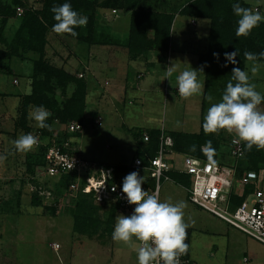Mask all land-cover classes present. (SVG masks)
I'll list each match as a JSON object with an SVG mask.
<instances>
[{
	"label": "rangeland",
	"instance_id": "obj_1",
	"mask_svg": "<svg viewBox=\"0 0 264 264\" xmlns=\"http://www.w3.org/2000/svg\"><path fill=\"white\" fill-rule=\"evenodd\" d=\"M18 1L23 2L27 9H40L43 5V0ZM105 1L98 0L100 5ZM139 1L141 9L161 11L164 10L162 6L169 2L171 9L176 11L175 8L190 0ZM14 2L0 0V11L7 5L13 6ZM252 2V6L254 3L260 5L264 13V0ZM97 12L93 34L96 45L53 31H49L46 37V60L87 83L83 130L69 136L73 151L96 163L97 168L106 169L111 166L109 164L132 165L130 162L136 157L139 138L144 133L154 130L165 131L163 135L172 131L200 133L204 115L212 103L221 100L228 81L217 77L209 92L203 90L200 95L183 99L176 93V76L168 78L164 68L162 76L156 77V82L161 84V92L147 93L139 75L145 73L149 77L147 73L152 71L149 60L160 59L164 52L148 51L133 60L121 45L129 33L131 12L120 8L116 11L98 8ZM20 18L17 14L16 18L9 20L3 31L8 43L14 38ZM82 27L80 32L85 36V26ZM190 29L194 31V27ZM205 37L207 41L208 36ZM7 55V48L0 44V155L7 157L0 161V264H138L133 249L112 240L108 207L97 206V209L90 202L97 209L95 217H99V228H93L86 234L73 231L72 214L78 194L72 196L67 188H60L58 177L41 176L39 146L42 147L44 142L40 138L42 129L36 122L29 118V131L16 125L19 121L18 96L30 91L29 80L36 55L29 54L30 59L27 60H7ZM132 61L138 63L132 64ZM253 64L259 66L255 75L251 72ZM4 66L6 68L2 70ZM246 67L250 82L264 95V64L251 62ZM191 68L201 67L194 62L186 69ZM198 79L205 84V73H199ZM74 91L75 85L70 84L67 89L57 88L50 98H55L62 105ZM141 95L145 96L143 100ZM208 95L213 97L211 102L206 99ZM259 108L264 110V102ZM65 127L58 123L51 125L54 133H63ZM28 133L35 136L39 143L32 151L18 152L12 142L21 134ZM208 135L218 140L226 151L230 142L238 139L235 133L225 130ZM184 158L182 154L167 153L171 167L178 170L183 169ZM261 183L262 180L259 181ZM48 193H51L50 197ZM34 197H38L41 203H34ZM159 197L162 202L168 198L173 203L186 202L184 220L189 227L185 242L193 264H246L243 261L245 257L250 259L249 264H264V246L193 205L189 201V189L163 179ZM49 208H54L55 214ZM120 214L127 216L132 212L119 210L116 216ZM55 245H59V249L56 250Z\"/></svg>",
	"mask_w": 264,
	"mask_h": 264
},
{
	"label": "trees",
	"instance_id": "obj_2",
	"mask_svg": "<svg viewBox=\"0 0 264 264\" xmlns=\"http://www.w3.org/2000/svg\"><path fill=\"white\" fill-rule=\"evenodd\" d=\"M12 6L7 5L0 11V44L7 48V60L13 58L20 60L30 59L29 54H35L33 59V74L29 80L30 91L27 94L19 95L20 101L17 106V114L19 121L16 125L29 131V112L34 106H44L49 112L53 113L46 121L50 125L48 128H41L40 138L44 142L40 147L41 158L39 166L45 165V152L56 139H69L66 127L63 133L53 132L51 125L58 123L60 126H66L70 122H77L83 125L85 118V99L87 83L85 80L78 79L75 75L70 74L62 67H57L46 60V37L55 23L54 13L51 11L53 6H60L63 3H70L73 10L87 17L85 26V36L80 30L82 26L74 29L78 33L77 36L68 35L69 38L82 41L90 45H96L93 39L95 20L98 8L111 9L116 11L117 8L127 9L131 12V23L128 36L123 42L130 57L135 60L148 51L157 50L166 52L169 48L171 39V28L176 14L187 16L191 19H207L210 22L209 45L206 53L201 54L199 62L206 70L205 91L209 92L213 88L217 77L225 82L231 79L233 67H240L245 71V65L248 60L244 57V52L248 51L259 54L264 51V21L255 27L248 36L237 37L235 32L239 17L233 12L232 5L239 3L242 7L251 8L242 0H192L185 4L178 12L168 13L165 10L150 11L141 9L139 0H106L103 4H99L98 0H43L40 9H27L21 1L15 0ZM21 8L23 14L20 18L21 22L15 32L11 43H8L3 36V31L9 20L16 18L17 10ZM177 9V10H178ZM258 9V7H257ZM259 11V10H258ZM152 32V36H150ZM119 44V43H118ZM238 50L236 57L237 64L233 65L225 59V52ZM214 53H219V58L214 57ZM256 61L264 62V58H258ZM252 62V61H251ZM255 62V61H254ZM227 64V67L224 65ZM206 65V66H205ZM2 68V70H5ZM70 84L75 85V91L72 95L62 103V105L53 98L57 88L67 89ZM204 91V92H205ZM205 92V93H206ZM264 102V101H262ZM165 132V131H164ZM161 130L150 131L144 133L139 138V145L136 151V157L141 159L142 163L147 166L149 160L157 155L161 144V136L164 133ZM149 136V141H144V136ZM167 134V135H166ZM166 135V136H165ZM164 138L172 140L171 146H166V153L173 152L184 156H193L204 161L219 163L226 166H236L234 175V189L236 183H239L247 172H256L262 182H264V149L258 150L255 146L249 151L243 143V155L239 159L231 157V146L226 151L224 146L218 140L213 139L203 130L198 134H186L179 132H166ZM211 142L212 148L215 149L211 159L205 154L204 147L207 148L208 142ZM196 146L195 151H190V146ZM134 158V159H135ZM133 159V161H134ZM133 165V162H132ZM132 165L107 166L113 167L116 173L129 174L138 171L140 176L144 177L145 173L134 169ZM33 172V171H32ZM165 176L172 180L176 185L189 189L192 186L191 177L175 168L165 173ZM76 181L75 175H66L60 179L59 187L67 188ZM147 186L154 187V181H147ZM253 190L252 186H247L241 197L232 193L231 203L233 207L240 206L246 196ZM76 209L73 211V231L78 234H86L96 228L100 223L99 217H95L98 207H108L110 211L109 222L112 231L115 225V216L119 210V206L99 204L93 197V194H83L79 192L77 195ZM33 202L40 204L38 197L33 198ZM97 209L94 208L92 204ZM97 204V205H96ZM98 206V207H97ZM53 214L56 210L49 208ZM98 223V224H97ZM97 227V229L99 228ZM92 227V229L90 228ZM90 228V230H89ZM89 230V231H88ZM188 255V253H186Z\"/></svg>",
	"mask_w": 264,
	"mask_h": 264
},
{
	"label": "clouds",
	"instance_id": "obj_3",
	"mask_svg": "<svg viewBox=\"0 0 264 264\" xmlns=\"http://www.w3.org/2000/svg\"><path fill=\"white\" fill-rule=\"evenodd\" d=\"M237 17L236 36H248L251 31L264 21V15L258 10L242 7L239 3L232 5ZM55 23L52 31L57 34H70L77 36L75 28L86 26L87 17L73 10L70 3L53 6ZM219 58V53H214ZM225 59L236 65L238 50L224 53ZM244 57L248 61L264 58V51L258 55L245 51ZM206 66V65H205ZM227 67V64L224 65ZM204 66L199 69H186L176 77L179 96L188 99L203 93L204 84L198 79V74L203 73ZM259 66L253 64L251 72L255 75ZM176 71L173 64L166 70L170 78ZM167 79V78H166ZM169 80V79H168ZM208 101L213 97L208 95ZM264 101V95L256 90V85L250 82L249 75L240 67H233L231 79L222 94L219 102L212 103L203 117V130L206 134H214L221 130L235 133L239 141L244 142L247 150L255 146L258 150L264 149V110L259 106ZM29 118L34 120L39 128H48L46 123L51 113L44 106H34L29 112ZM18 152L32 151L38 140L31 133L21 134L13 142ZM196 146H190V151H195ZM215 149L211 142L205 149V154L211 159ZM7 157L0 155V161ZM144 177L138 171L127 174L122 182V193L125 194L127 203L135 205L131 215H117L112 240L124 243L137 254L138 264H180V257L187 253L188 244L185 242L189 224L184 220L186 202H171V198L161 201L158 192L149 194L144 190ZM115 191V188H113Z\"/></svg>",
	"mask_w": 264,
	"mask_h": 264
},
{
	"label": "built area",
	"instance_id": "obj_4",
	"mask_svg": "<svg viewBox=\"0 0 264 264\" xmlns=\"http://www.w3.org/2000/svg\"><path fill=\"white\" fill-rule=\"evenodd\" d=\"M255 10H258L257 8ZM18 16L23 10L18 8ZM17 83V80H15ZM83 125L70 122L66 125L68 134L80 133ZM144 141H149V136H144ZM39 143V141H38ZM169 138L161 136L160 148L157 155L149 160L145 166L141 159L135 158L132 167L145 173L143 189L149 194L157 193L160 196V186L163 179L169 180L165 173L172 169L167 160L166 146H171ZM231 157L239 159L243 155V143L238 139L230 142ZM184 167L178 170L191 177L192 186L189 188V201L214 217L222 220L227 225L254 239L264 246V182L256 172H247L234 189V166L221 165L204 161L193 156H185ZM39 169L42 177H58L60 180L66 175H75L76 181L70 185V195L93 194L99 204L119 206L122 210L133 212L135 205L127 203L125 194L122 193V182L126 174L116 173L114 168H97V164L88 161L76 154L72 149L70 139L57 140L45 152V165ZM147 181H154V187L147 186ZM247 186L253 190L246 196L240 206L233 207L232 193L241 197ZM115 188V191H113ZM48 197L51 193H48ZM56 250L59 245H55ZM246 264L250 259L244 258ZM180 264H193L187 254L180 257Z\"/></svg>",
	"mask_w": 264,
	"mask_h": 264
},
{
	"label": "crops",
	"instance_id": "obj_5",
	"mask_svg": "<svg viewBox=\"0 0 264 264\" xmlns=\"http://www.w3.org/2000/svg\"><path fill=\"white\" fill-rule=\"evenodd\" d=\"M190 1H192V0H190ZM242 1L244 3H246L248 6H250L253 10H255L258 7L259 12L262 15H264V13H262L263 11L261 12L262 9L260 8V5H257L256 3H254V5L252 6L253 2L251 3V0H242ZM171 5L172 4H170L168 2L167 4L165 3L162 6V8L165 10V12L175 13V11H173V9H171ZM184 5H181L178 8L181 9ZM175 9L177 12L180 10V9L177 10V8H175ZM197 20L200 21V23H198ZM191 26L194 27V31H192V29H190ZM209 31H210L209 20H207V19H191L187 16H182V15L176 14V17L174 19V22H173V25L171 28V39H170V44H169L168 50L163 53V55L160 59L158 58V60H156L155 58H152L149 60V63H151L149 69L152 70L151 72L147 73V74H149V77L146 76L145 73L139 75L140 76L139 79H142L143 85L145 87H147L146 92L147 93H150V92L160 93L161 92L162 87H161L160 83L156 82V79H157L156 77L158 75L162 76V74L164 72V68L166 71L168 67H170L174 64L176 67V71L173 73V75L177 77L181 71L186 70V68L190 67L194 62L199 64V66L201 67L202 65L199 62V58H200L201 54L206 53L208 50ZM201 33H204V35L202 36ZM205 36H208L207 41H206ZM255 62L264 64V62H260V61H255ZM131 63L134 64V63H138V62L132 61ZM248 63H251V61L247 62L246 65ZM246 65H245V71L248 69L246 67ZM162 67H163V69H162ZM203 72L205 73V76H206L205 68H203ZM106 83L108 84L109 82L106 81ZM117 86L119 87V85H117ZM141 88H142V86H141ZM141 88H137L136 90L141 91ZM203 90L205 91V88ZM167 92L168 91L166 90V94H167ZM176 93L179 94L177 88H176ZM203 97H204V95H203ZM144 98H145V96L142 97V95H141V99L143 100ZM173 98L174 97H171V99H173ZM171 99H170V101H171V103H173L172 102L173 100H171ZM132 162H133V160L130 163H132ZM107 164H109V163H107ZM109 165L118 166V165H122V164H109ZM123 165H128V164L126 163Z\"/></svg>",
	"mask_w": 264,
	"mask_h": 264
}]
</instances>
